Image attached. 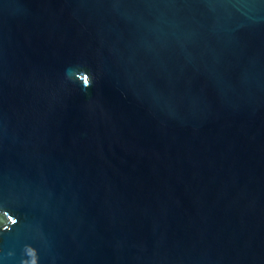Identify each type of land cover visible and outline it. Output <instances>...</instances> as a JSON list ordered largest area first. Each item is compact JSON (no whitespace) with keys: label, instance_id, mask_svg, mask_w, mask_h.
Listing matches in <instances>:
<instances>
[{"label":"water","instance_id":"water-1","mask_svg":"<svg viewBox=\"0 0 264 264\" xmlns=\"http://www.w3.org/2000/svg\"><path fill=\"white\" fill-rule=\"evenodd\" d=\"M0 264H264V0H0Z\"/></svg>","mask_w":264,"mask_h":264},{"label":"clouds","instance_id":"clouds-1","mask_svg":"<svg viewBox=\"0 0 264 264\" xmlns=\"http://www.w3.org/2000/svg\"><path fill=\"white\" fill-rule=\"evenodd\" d=\"M88 84V81H85V85H87Z\"/></svg>","mask_w":264,"mask_h":264}]
</instances>
